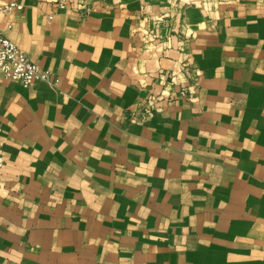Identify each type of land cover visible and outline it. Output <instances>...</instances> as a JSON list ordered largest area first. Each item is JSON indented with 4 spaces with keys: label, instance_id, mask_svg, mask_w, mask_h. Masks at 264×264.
Wrapping results in <instances>:
<instances>
[{
    "label": "crops",
    "instance_id": "obj_1",
    "mask_svg": "<svg viewBox=\"0 0 264 264\" xmlns=\"http://www.w3.org/2000/svg\"><path fill=\"white\" fill-rule=\"evenodd\" d=\"M9 3L0 264H264V0Z\"/></svg>",
    "mask_w": 264,
    "mask_h": 264
},
{
    "label": "built area",
    "instance_id": "obj_2",
    "mask_svg": "<svg viewBox=\"0 0 264 264\" xmlns=\"http://www.w3.org/2000/svg\"><path fill=\"white\" fill-rule=\"evenodd\" d=\"M69 0H56V8L63 11ZM21 5L9 3L0 5V14H10L21 11ZM50 18V17H49ZM0 76L6 81L18 83L23 88L38 81H47L49 73L41 70L27 55L7 37L0 35ZM3 160L0 157V166Z\"/></svg>",
    "mask_w": 264,
    "mask_h": 264
}]
</instances>
